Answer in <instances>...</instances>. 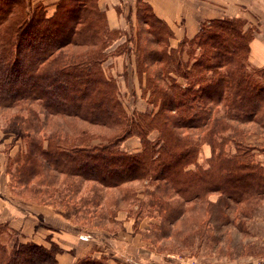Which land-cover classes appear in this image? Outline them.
Wrapping results in <instances>:
<instances>
[{"label":"trees","instance_id":"16d2710c","mask_svg":"<svg viewBox=\"0 0 264 264\" xmlns=\"http://www.w3.org/2000/svg\"><path fill=\"white\" fill-rule=\"evenodd\" d=\"M139 3L146 28L134 56L147 109H129L105 73L122 30L108 27L96 0H58L50 14L32 0H0L9 187L74 217L80 229L114 233L119 211L152 218L143 230L134 222V233L166 255L203 242L248 254L245 222L264 204V165L255 159L264 154V69L248 61L254 28L214 18L172 47L169 26L146 2L141 16ZM130 138L139 141L134 151L124 146ZM12 234L0 223V264H56L63 251ZM95 250L72 264H111Z\"/></svg>","mask_w":264,"mask_h":264},{"label":"crops","instance_id":"0c3cea01","mask_svg":"<svg viewBox=\"0 0 264 264\" xmlns=\"http://www.w3.org/2000/svg\"><path fill=\"white\" fill-rule=\"evenodd\" d=\"M33 1L52 7L58 0ZM142 1L146 2L152 12L169 26L172 32L169 44L172 47L177 46L184 38H192L197 33L200 24L210 19L237 17L246 22V27L254 25L253 36L249 43L248 61L252 66L264 69V0ZM96 4L104 12L108 27L111 29L125 30L135 23L138 0H96ZM253 139L254 136L249 141L252 142ZM127 140H131V138ZM15 150L12 147L9 153L12 154ZM5 156L3 146L0 145V223L7 224L8 228L19 237V240L43 245H49L50 242L57 243L63 251L56 255V264H72L77 258L91 253L94 249L99 250L95 248L99 241L95 238H91L93 242H90V245H86V247L80 244L78 239L80 232L74 231L72 220L65 218L60 209L50 204H38L16 197L9 187V176L5 170ZM116 219L125 231L131 230L133 233L132 229H129L132 227L133 220L125 211H119ZM255 221L262 225L256 232H252L251 227L249 230L252 234L248 235V239H256L264 244V205L258 207L257 212L250 220V225ZM89 231L98 230L89 229ZM138 236L140 237V235ZM144 245L143 243L139 247L143 246L144 248ZM96 250L95 253L100 252V250ZM148 255L152 256L149 253ZM259 255L263 256L264 253ZM146 261H141L140 264H151L148 260Z\"/></svg>","mask_w":264,"mask_h":264},{"label":"rangeland","instance_id":"374dc122","mask_svg":"<svg viewBox=\"0 0 264 264\" xmlns=\"http://www.w3.org/2000/svg\"><path fill=\"white\" fill-rule=\"evenodd\" d=\"M32 2H35L32 0ZM38 2V1H37ZM138 8L139 12L142 15H146L145 12V2L140 0ZM41 5L43 3L39 2ZM46 6V5H45ZM48 13H52L54 10V6L46 7ZM131 22V21H130ZM148 22H151L148 20ZM132 23V22H131ZM254 27V25H253ZM146 27L139 25L138 18L135 16V23L130 25L128 29L122 30L121 33H117L114 37L117 36V39L110 43V50L113 52L107 57V59L103 63V68L105 70L106 75L113 76L118 82V88L120 91V95L122 101L126 104V106L131 109L133 107L140 109H147L148 105L144 101V98L140 97V79L136 73L135 66V56H134V48L136 44V38L141 30H145ZM139 37L143 38V34H139ZM184 60L187 58L186 55H183ZM250 63V62H249ZM143 82V78H142ZM5 126L4 119L0 116V145L3 146L5 150V146L10 145V138L4 139V135L2 134L3 128ZM258 141L260 139H253L252 142ZM251 142V141H250ZM138 140L135 138H131V140H126L124 146L128 149L134 150L137 148ZM16 149V147H14ZM199 161L204 164L205 156L209 154V147L207 145H202L200 150ZM13 154V153H12ZM255 159L264 165V154L256 153ZM145 198V197H143ZM214 198V197H212ZM264 205V204H263ZM260 205V206H263ZM259 206V207H260ZM258 207H256L252 213L253 215L257 212ZM133 210H137L136 206L133 207ZM262 211V210H261ZM71 212H74L71 209ZM144 216V214H143ZM132 218V227L129 229H133L134 222L137 221L138 227L143 230L146 227L148 222L153 221L152 218L142 217V218H134L133 214L130 215ZM250 218V220L252 219ZM73 229L74 231H79V241L83 247L86 245H90V242H93L91 238L98 239V243H96L95 248L99 249L102 253L109 257L111 264H134L140 262H144L148 260L151 264H261L264 263V255L260 256V253H264V244L262 242H258L256 239L250 240L248 236H245L244 241L249 242L248 254L236 255L231 254L227 255L221 252L222 248H220V244H208L207 242H203L200 246L190 249H181L176 250L172 254L166 255L163 252L158 251V245L139 247V245H143V242L140 240V237L134 235L131 230L125 231L120 223V228L114 229L110 233L98 232V231H89V229L81 228L74 217H72ZM250 220L245 222V227L249 234L250 228L256 232L258 228L262 225L259 223H252L250 225ZM263 227V226H262ZM88 232V233H87ZM132 233V234H131ZM13 237L19 239L18 236L12 234ZM1 239L7 242V244L12 241L9 235L4 232L1 235ZM96 236V237H94ZM99 237V238H98ZM250 240V241H249ZM224 250V248H223ZM152 254L150 257L148 255ZM99 255V252L95 253ZM151 258V259H150ZM147 262V261H146Z\"/></svg>","mask_w":264,"mask_h":264}]
</instances>
